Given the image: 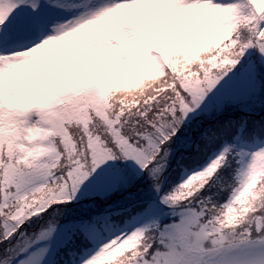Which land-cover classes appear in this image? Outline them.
Returning <instances> with one entry per match:
<instances>
[{
	"label": "snow or ice",
	"instance_id": "1",
	"mask_svg": "<svg viewBox=\"0 0 264 264\" xmlns=\"http://www.w3.org/2000/svg\"><path fill=\"white\" fill-rule=\"evenodd\" d=\"M0 264H264V0H0Z\"/></svg>",
	"mask_w": 264,
	"mask_h": 264
},
{
	"label": "rangeland",
	"instance_id": "2",
	"mask_svg": "<svg viewBox=\"0 0 264 264\" xmlns=\"http://www.w3.org/2000/svg\"><path fill=\"white\" fill-rule=\"evenodd\" d=\"M96 26L99 27V26H102V25H96ZM68 39H72V38H68ZM162 50H164L163 47H162Z\"/></svg>",
	"mask_w": 264,
	"mask_h": 264
}]
</instances>
